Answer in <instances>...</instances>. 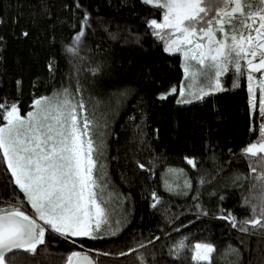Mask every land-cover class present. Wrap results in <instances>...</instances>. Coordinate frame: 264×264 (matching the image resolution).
Listing matches in <instances>:
<instances>
[{
    "label": "trees",
    "instance_id": "trees-1",
    "mask_svg": "<svg viewBox=\"0 0 264 264\" xmlns=\"http://www.w3.org/2000/svg\"><path fill=\"white\" fill-rule=\"evenodd\" d=\"M80 3L78 10L73 0H0V100L17 102L24 114L35 98L68 88L95 113L105 125V196L117 206L119 231L97 239H65L49 231L37 254L19 253L18 264H66L73 252L95 264H140L141 255L146 264H197L191 248L202 242L216 248L211 264H264V229L241 232L219 218L231 213L237 221L251 219L244 199L260 194L262 182L241 156L258 139L262 122L250 108L246 80L232 89L230 71L222 77L230 91L191 104H177L176 96L161 101L159 95L179 87L184 74L181 55L164 52L147 27L150 19L160 21V10L140 0ZM81 11L90 13L92 28L81 46L84 59L78 60L65 48L79 29ZM97 65L101 71L92 75L89 69ZM185 157L194 158L197 168ZM169 169H183L184 175ZM202 176L207 183H200ZM153 192L161 201L156 208ZM9 202L34 215L0 160V208ZM181 240L185 248L171 254ZM141 243L147 247L120 255ZM230 249L235 252L226 255Z\"/></svg>",
    "mask_w": 264,
    "mask_h": 264
},
{
    "label": "snow or ice",
    "instance_id": "snow-or-ice-1",
    "mask_svg": "<svg viewBox=\"0 0 264 264\" xmlns=\"http://www.w3.org/2000/svg\"><path fill=\"white\" fill-rule=\"evenodd\" d=\"M140 3L160 10V21L150 19L147 27L162 43L164 52L178 53L183 61L187 83L161 93L159 100L176 96L177 104H191L230 91L222 80L230 71L234 74L232 89L240 87L242 77L246 80L250 108L258 111L262 122L256 129L258 139L246 145L241 156L262 182L260 194L244 199L251 219L237 221L231 213L219 218L241 232H248V226L264 229V0H140ZM72 7L82 9L80 0H73ZM81 17L72 45L65 48L66 53L78 60L84 59L80 56L81 46L92 28L90 13L81 11ZM29 35L22 32L24 38ZM109 36L117 38L114 33ZM49 67L51 70L52 65ZM89 71L97 75L101 66ZM16 84L19 89L21 81ZM75 93H81L79 86ZM104 127L94 112H88L85 102L77 100L68 88L35 98L31 110L24 114L17 102L0 100V160L6 165L11 184L23 193L24 201L34 213L30 215L23 210V204L17 207L10 202L0 208V264H18L19 253L35 256L49 231L65 239H97L98 233L110 227V213L105 206ZM185 161L197 168L194 158L185 157ZM138 167L148 170L144 164ZM169 173L184 175L183 169H169ZM207 182L202 176L200 183ZM165 183L169 191L173 190L170 183ZM184 187L191 188V182L185 180ZM256 187L254 184L253 188ZM152 199L151 207L156 208L161 201L155 192ZM145 247L141 243L120 255ZM184 248L181 240L170 253L178 255ZM191 251V259L197 264H211L216 248L202 242L195 243ZM232 252L235 250L230 249L226 255ZM138 259L140 264H146L143 255ZM66 264H93V260L73 252Z\"/></svg>",
    "mask_w": 264,
    "mask_h": 264
},
{
    "label": "rangeland",
    "instance_id": "rangeland-1",
    "mask_svg": "<svg viewBox=\"0 0 264 264\" xmlns=\"http://www.w3.org/2000/svg\"><path fill=\"white\" fill-rule=\"evenodd\" d=\"M183 62V61H182ZM257 76H259V74H256ZM184 83H187L186 81H184ZM258 99H259V92L257 91V103H258ZM193 102H196V101H193ZM237 180H234L233 181V185H235V183ZM105 201H106V204L105 206L107 207L109 213H110V216H109V221H110V227L106 226L104 230H102L101 233H98L97 236L99 238H103V237H108V236H113L112 232H115V234L119 231L118 230V210L117 209V206L115 204L114 201H111L110 203V199L109 197L105 196ZM71 238H75V239H81L79 237H71ZM86 238V237H85ZM86 239H90V238H86Z\"/></svg>",
    "mask_w": 264,
    "mask_h": 264
},
{
    "label": "water",
    "instance_id": "water-1",
    "mask_svg": "<svg viewBox=\"0 0 264 264\" xmlns=\"http://www.w3.org/2000/svg\"><path fill=\"white\" fill-rule=\"evenodd\" d=\"M85 255H86V254H85ZM89 257H90V256H89ZM90 258H91V257H90ZM91 259H92V258H91ZM92 260H93V259H92ZM93 264H95L94 261H93Z\"/></svg>",
    "mask_w": 264,
    "mask_h": 264
}]
</instances>
